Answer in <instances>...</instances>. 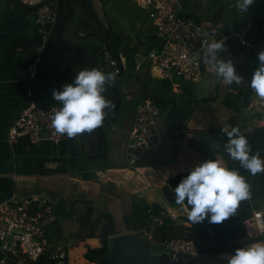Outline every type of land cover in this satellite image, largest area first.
I'll list each match as a JSON object with an SVG mask.
<instances>
[{
    "label": "crops",
    "instance_id": "1",
    "mask_svg": "<svg viewBox=\"0 0 264 264\" xmlns=\"http://www.w3.org/2000/svg\"><path fill=\"white\" fill-rule=\"evenodd\" d=\"M182 1V15L198 26L212 23L215 39L225 42L223 59L232 60L244 83L226 85L215 76L204 75L211 79L202 77L196 84L201 85L199 98L195 91L185 90L190 85L186 82L154 80L147 54L161 43L156 31L145 12H133L121 21L117 7L109 11L115 0H58V18L64 17L66 22L62 39L47 58L44 56L38 77L31 80L23 44L13 47L18 41H33L37 35L33 8L20 0H0V204L14 196L49 198L57 215L49 239L65 252V264H74L71 256L78 254L75 264H98L86 260L85 255L88 249L102 246L98 235L108 221L115 236L138 232L147 235L142 236L151 244L154 228L166 219L177 226H190L187 212L169 203L164 188L168 186L174 196L171 180L189 174L207 160L218 159L227 168L240 165L224 151L227 137L222 127H238L248 135L251 149L259 147L261 151L264 147V120L254 110L258 97L248 84L258 67V53L264 51V0H254L243 14L234 7L235 0ZM231 25L242 41L240 49L230 41ZM110 29L116 34L114 39L108 36ZM114 40L125 72L117 81L122 91L121 108L103 125L105 149L101 150L95 136L82 140L78 135L60 145L45 140L32 146L25 138L10 141V129L22 110L31 103L40 107L59 104L53 90L62 91L65 84L73 82L72 76L90 69L93 51ZM147 97L161 111L158 128L164 143L132 166L128 139L136 106ZM248 128L252 131L246 133ZM154 204L161 212L177 214V220L166 218L157 223L156 216L140 209ZM251 209L264 212V199L251 202ZM92 222L99 225L96 236L89 237ZM143 224L148 227L136 229ZM247 234L258 238L253 228L249 227ZM157 243L163 247L162 242ZM74 247L78 248L71 251ZM163 249L155 254L165 253ZM205 257L199 258L201 264H207ZM217 264L226 262L218 260Z\"/></svg>",
    "mask_w": 264,
    "mask_h": 264
},
{
    "label": "built area",
    "instance_id": "2",
    "mask_svg": "<svg viewBox=\"0 0 264 264\" xmlns=\"http://www.w3.org/2000/svg\"><path fill=\"white\" fill-rule=\"evenodd\" d=\"M22 4L34 9V24L40 37L37 57L27 64L29 79L38 77L44 59L42 54L48 48L50 38L58 23V0H20ZM140 9L147 13L160 40V49L149 52L151 62L150 75L154 80L183 81L196 85L204 75L215 76L210 66L202 58V44L215 39L205 28L181 14L182 0H136ZM219 41V40H218ZM224 52L219 56L223 59ZM98 69L104 73H116V80H121L123 71L112 52L103 46L100 52ZM61 107L54 104L40 107L31 103L22 110L10 129V141L25 138L30 145L37 146L45 140L59 145L68 140L65 135L55 132L51 126V115ZM256 114L264 120V101L258 98L254 105ZM161 111L154 100L144 98L136 106L132 132L129 135L128 162L138 165L144 157L163 143L158 128ZM252 131L248 128L246 133ZM47 134V137L44 136ZM177 220L175 213L161 212L154 220L162 223L164 219ZM57 222L55 207L45 196L18 197L0 204V264H30L40 256L50 254L57 264H65L66 254L56 249L49 239V233ZM245 228H253L260 241H264V212L253 210L244 222ZM246 229V230H247ZM165 253L172 262L182 264L198 260L201 255L194 241L174 238L162 242ZM227 253L216 255L220 261Z\"/></svg>",
    "mask_w": 264,
    "mask_h": 264
},
{
    "label": "clouds",
    "instance_id": "3",
    "mask_svg": "<svg viewBox=\"0 0 264 264\" xmlns=\"http://www.w3.org/2000/svg\"><path fill=\"white\" fill-rule=\"evenodd\" d=\"M254 0H235L234 7L245 13ZM202 58L210 66L218 81L226 85H241L244 78L237 74L231 59L220 58L225 51L224 40L205 41ZM116 73H104L97 68L78 72L72 83L62 91L53 90V97L61 107L51 115V126L57 134L75 138L91 133L103 125L108 111L115 108L104 93L115 84ZM255 95L264 101V51L258 53V67L248 82ZM222 133L227 141L224 151L240 166L255 176L264 172V160L259 153L250 154L251 146L238 127L224 126ZM47 137V136H46ZM60 145V144H59ZM175 204L187 212L188 221L195 225L208 219L210 224H220L235 215L241 201L251 195L250 185L235 169H229L218 159L207 160L190 170L174 189ZM226 264H264V241L240 247L232 255H225Z\"/></svg>",
    "mask_w": 264,
    "mask_h": 264
},
{
    "label": "trees",
    "instance_id": "4",
    "mask_svg": "<svg viewBox=\"0 0 264 264\" xmlns=\"http://www.w3.org/2000/svg\"><path fill=\"white\" fill-rule=\"evenodd\" d=\"M34 11V9H33ZM65 18L61 17L58 18V23L54 29V32L50 38L48 48L42 54L44 59L47 58V55L51 54L54 46L60 42L62 39V35L65 29ZM37 33V32H36ZM108 36L114 39L116 34L110 29L108 32ZM120 36L118 40H120ZM116 40H114L113 44H109L107 49H109L114 57L120 61L119 54L116 50H119V46L114 48ZM24 47V51L27 56V61L32 62L37 57V48L40 46V37L38 34L34 37L33 41H18L13 49L17 48V46L22 45ZM102 47H97L93 54H95L93 62L91 64V68H97L99 65V57H97L98 52ZM157 49H160L158 44ZM28 62V63H29ZM123 71V70H122ZM125 71H123L124 74ZM122 74V75H123ZM76 75L71 77V81H74ZM116 80L115 84L111 87H108V90L104 93L106 99L111 100L115 108L111 111L107 112V115L104 119L103 125L108 123L109 121L113 120L117 112L120 110L122 105V91L121 87L118 86ZM167 82L168 81H164ZM187 92H192L189 86L185 87ZM50 107V106H49ZM47 108V107H46ZM103 125L97 129H95L91 133H83L81 134V139L86 140L90 137L95 136L99 140V145L101 150L106 147L107 140L103 130ZM259 131V130H258ZM255 131V134L258 132ZM260 132V131H259ZM245 137L248 135L245 134ZM250 154H256L257 152L261 157H264V147L262 150H259V147L252 148ZM229 169H235L239 172L241 176H243L246 182L250 185V197L244 201H241L237 211L234 216L228 218L224 222L220 224H210L208 219H205L200 224H191L190 226H177L173 223V221L166 219L165 222L161 226H156L154 231L152 232V238L156 242H163L166 239H174V238H183V239H190L194 241L195 245L197 246L199 253L201 256H216L219 253L227 252L229 254H234L235 250L240 247H246L252 243L259 242V238H249L247 234V230L244 226V222L251 216L252 209H251V202L259 199H264V172L257 173L255 176L251 175L249 171L242 168L240 165L230 164ZM188 174H182L181 176L176 177L175 179L171 180L172 186L175 189L176 186L181 182L183 178H185ZM140 209L144 212V214L148 213V216H160L161 208L158 205L152 206H144ZM150 211V213H149ZM99 222H92L91 229L92 232L90 233L89 237L96 236L95 230ZM148 226L138 225L137 230L146 229ZM150 232V229L148 230ZM116 235V230L113 228L111 221H108L106 225L103 226L101 232L99 233L98 237L101 239V245L99 248H91L88 249L85 258L91 263H98V264H107V252L111 247L110 237ZM15 264V263H11ZM30 264H57L56 260H52L50 258V254H44L40 256L35 262Z\"/></svg>",
    "mask_w": 264,
    "mask_h": 264
},
{
    "label": "water",
    "instance_id": "5",
    "mask_svg": "<svg viewBox=\"0 0 264 264\" xmlns=\"http://www.w3.org/2000/svg\"><path fill=\"white\" fill-rule=\"evenodd\" d=\"M202 27L206 29L209 35L215 37V31L212 23L204 22ZM228 32L231 36L230 41L232 46L240 49L242 46V41L236 34L237 30L235 26H228ZM203 78L211 79L208 76ZM200 88L201 85L191 86V90L195 91L199 98ZM44 136H47V134H44ZM164 194L169 203H175V198L168 186L164 188ZM110 243L111 247L107 252V264H178L172 262L167 253L160 255L155 254L152 249V244L143 238V236L138 232L115 236L111 238ZM201 262L202 260L198 259L186 264H201Z\"/></svg>",
    "mask_w": 264,
    "mask_h": 264
},
{
    "label": "rangeland",
    "instance_id": "6",
    "mask_svg": "<svg viewBox=\"0 0 264 264\" xmlns=\"http://www.w3.org/2000/svg\"><path fill=\"white\" fill-rule=\"evenodd\" d=\"M122 1H124V2H121V0H115V2L114 3H116V5H114V6H112V8L111 9H109V11H111V12H113V8L114 7H117V9H116V12L120 15V19H121V21H123V20H125L126 19V17H129L130 18V16L133 14V12H134V14L135 13H137V12H144V11H142L141 9H140V7L138 6V4H137V2H136V0H134L135 1V3L134 2H132L133 0H122ZM128 2V3H127ZM146 13V12H145ZM147 14V13H146ZM182 14V13H181ZM192 19V18H191ZM149 21L152 23V21L149 19ZM149 21L147 20L146 21V23L148 22L149 23ZM192 21L194 22V20L192 19ZM129 23H130V21H129ZM195 23V22H194ZM196 24V23H195ZM151 25H153V24H151ZM155 29V28H154ZM156 31V30H155ZM149 54V53H148ZM147 54V55H148ZM149 59V58H148ZM147 59V60H148ZM148 62H149V60H148ZM147 62V63H148ZM191 86V84L189 85V87ZM193 92V91H192ZM132 132V131H131ZM128 143H129V139H128ZM144 237H145V235L144 234H142ZM146 237H148L147 235H146ZM145 237V238H146ZM72 246H74V245H71V247ZM152 247H153V251H154V253H159V252H161V250L163 249V247L159 244V243H157V242H152ZM78 247H74V248H72L71 249V251H74V250H76ZM164 250V249H163ZM71 259H72V261H73V263L75 264V263H77L78 262V260L80 259V254H78V255H72L71 256ZM205 260H206V262H207V264H217L218 263V259H217V257L216 256H206L205 257Z\"/></svg>",
    "mask_w": 264,
    "mask_h": 264
}]
</instances>
